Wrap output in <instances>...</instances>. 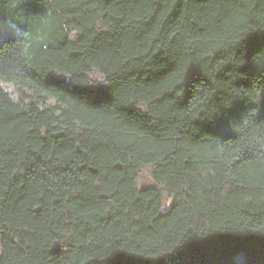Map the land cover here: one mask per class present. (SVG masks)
Listing matches in <instances>:
<instances>
[{"label":"trees","instance_id":"obj_1","mask_svg":"<svg viewBox=\"0 0 264 264\" xmlns=\"http://www.w3.org/2000/svg\"><path fill=\"white\" fill-rule=\"evenodd\" d=\"M0 80V264H264V0H0Z\"/></svg>","mask_w":264,"mask_h":264},{"label":"rangeland","instance_id":"obj_2","mask_svg":"<svg viewBox=\"0 0 264 264\" xmlns=\"http://www.w3.org/2000/svg\"><path fill=\"white\" fill-rule=\"evenodd\" d=\"M0 86L9 93L12 99L16 100L18 98L19 93L14 83L0 80Z\"/></svg>","mask_w":264,"mask_h":264},{"label":"snow or ice","instance_id":"obj_3","mask_svg":"<svg viewBox=\"0 0 264 264\" xmlns=\"http://www.w3.org/2000/svg\"><path fill=\"white\" fill-rule=\"evenodd\" d=\"M4 91V89L0 88V92ZM262 115H264V113H262Z\"/></svg>","mask_w":264,"mask_h":264}]
</instances>
